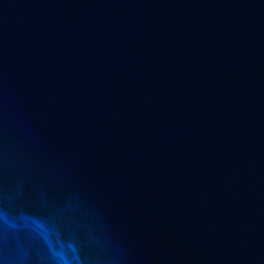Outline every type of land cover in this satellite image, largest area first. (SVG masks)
<instances>
[{
    "label": "water",
    "instance_id": "obj_1",
    "mask_svg": "<svg viewBox=\"0 0 264 264\" xmlns=\"http://www.w3.org/2000/svg\"><path fill=\"white\" fill-rule=\"evenodd\" d=\"M0 264H264V0H0Z\"/></svg>",
    "mask_w": 264,
    "mask_h": 264
}]
</instances>
